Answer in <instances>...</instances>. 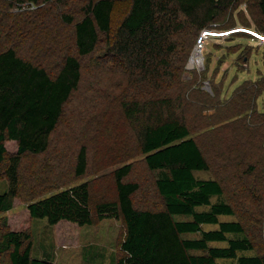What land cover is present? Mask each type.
<instances>
[{"label": "rangeland", "instance_id": "374dc122", "mask_svg": "<svg viewBox=\"0 0 264 264\" xmlns=\"http://www.w3.org/2000/svg\"><path fill=\"white\" fill-rule=\"evenodd\" d=\"M85 1L0 0V50L12 46L18 55L38 63L53 75L65 55L78 56L73 24L83 16ZM124 1L117 0L113 30L121 19L127 3ZM67 16L72 18V23L66 21ZM240 25L264 34L258 0H236L218 9L205 27L188 26L180 31L175 36L177 49L165 75L172 83H179L166 94L175 98L179 93L175 112L183 118L189 136L208 161L209 168L195 172V176L219 181L223 188L220 200L233 208L232 215H220L219 220L241 222L243 234L252 243V249L242 253L262 255L264 40H256L247 33L209 37L204 44L207 49L202 51L197 42L202 29L223 30ZM104 38L100 34L94 51L79 57L82 73L79 87L64 105L48 147L40 153H25L20 157L12 206L0 212V241L10 230L28 233L31 255L49 259L52 264H114L123 255L125 224L119 217L95 219L85 225L65 220L50 225L45 219L28 216V203L82 181L89 183L92 207L99 201L114 200L113 170L132 162V171L124 181L139 184L132 195L133 205L138 209L162 208L154 184L156 171L149 170L144 163L131 124L118 104L122 96L129 94L124 89L126 78L116 71L120 65L99 57ZM192 60L195 63L190 64ZM148 88L143 94L146 100L161 96L160 89ZM258 89L262 91L256 95ZM4 145L0 192L9 189L6 168L17 148L13 140L6 139ZM81 146H85L87 166L83 174L77 175L76 156ZM257 179L258 189L254 183ZM211 200L215 202L217 198ZM216 226L203 225V228ZM209 244L224 246L226 242ZM0 264H10L8 252L1 247Z\"/></svg>", "mask_w": 264, "mask_h": 264}, {"label": "trees", "instance_id": "16d2710c", "mask_svg": "<svg viewBox=\"0 0 264 264\" xmlns=\"http://www.w3.org/2000/svg\"><path fill=\"white\" fill-rule=\"evenodd\" d=\"M126 1L114 30L117 0L85 1L83 16L73 24L78 56L65 55L53 75L18 55L12 46L0 50V162L6 151L4 141L17 144L6 168L10 186L0 192V212L12 206L20 157L48 147L64 105L81 83L79 57L91 54L104 34L99 57L120 65L116 71L126 78L124 89L130 95L122 96L118 104L131 124L144 163L156 171L154 184L162 208L138 209L133 205L132 195L139 184L124 181L132 171V162H127L113 170L116 199L99 201L92 207L89 183L82 181L28 203V216L45 219L50 225L62 220L85 225L95 219L121 217L126 230L123 255L114 264H264V254L242 253L251 250L252 243L243 234L241 222L219 220L220 215H232L233 208L220 200L223 188L219 181L195 176V172L209 168L208 161L175 112L179 93L175 98L166 94L179 83L165 76L177 49L175 36L188 26L205 27L218 9L236 0ZM258 6L264 18V0H258ZM66 21L73 20L67 16ZM148 86L160 89L161 96L146 100L143 94ZM261 91L258 89L256 95ZM86 166V150L81 146L75 173L83 174ZM212 197L217 200L212 202ZM203 225L217 226L204 229ZM222 241L226 245L209 244ZM0 247L8 252L10 264H52L31 255L30 235L22 231L5 232Z\"/></svg>", "mask_w": 264, "mask_h": 264}, {"label": "clouds", "instance_id": "9594fccd", "mask_svg": "<svg viewBox=\"0 0 264 264\" xmlns=\"http://www.w3.org/2000/svg\"><path fill=\"white\" fill-rule=\"evenodd\" d=\"M247 27V26H246ZM203 30H207V29H202L201 31H203ZM201 31H200V33H201ZM255 31H257L258 33H260V34H262V35H264L261 31H258V30H256L255 29ZM237 33H246V32H237ZM235 34V33H234ZM247 34H249V33H247ZM251 37H253L251 34H249ZM254 38V37H253ZM255 39V38H254ZM257 40V39H256ZM197 42H198V46H199V42H201V46H199L200 47V51H202V49L204 50V44H206L203 40H202V38L200 37V34H199V36H198V39H197Z\"/></svg>", "mask_w": 264, "mask_h": 264}, {"label": "bare ground", "instance_id": "6f19581e", "mask_svg": "<svg viewBox=\"0 0 264 264\" xmlns=\"http://www.w3.org/2000/svg\"><path fill=\"white\" fill-rule=\"evenodd\" d=\"M192 63H195V62L192 60L190 64H192Z\"/></svg>", "mask_w": 264, "mask_h": 264}, {"label": "built area", "instance_id": "2783aa9c", "mask_svg": "<svg viewBox=\"0 0 264 264\" xmlns=\"http://www.w3.org/2000/svg\"><path fill=\"white\" fill-rule=\"evenodd\" d=\"M199 46H201V42H199Z\"/></svg>", "mask_w": 264, "mask_h": 264}]
</instances>
